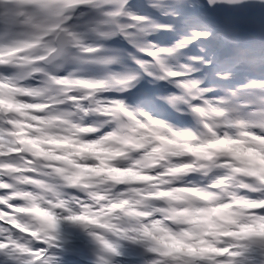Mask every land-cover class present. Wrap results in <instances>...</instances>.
I'll list each match as a JSON object with an SVG mask.
<instances>
[{
    "label": "clouds",
    "instance_id": "obj_1",
    "mask_svg": "<svg viewBox=\"0 0 264 264\" xmlns=\"http://www.w3.org/2000/svg\"><path fill=\"white\" fill-rule=\"evenodd\" d=\"M0 264H264V0H0Z\"/></svg>",
    "mask_w": 264,
    "mask_h": 264
}]
</instances>
